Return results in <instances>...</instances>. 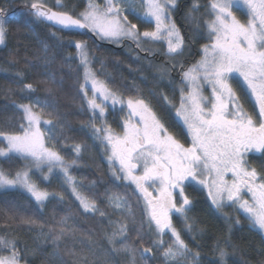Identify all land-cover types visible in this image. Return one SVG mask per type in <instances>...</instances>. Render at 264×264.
Segmentation results:
<instances>
[{
    "label": "snow or ice",
    "instance_id": "6c2138e0",
    "mask_svg": "<svg viewBox=\"0 0 264 264\" xmlns=\"http://www.w3.org/2000/svg\"><path fill=\"white\" fill-rule=\"evenodd\" d=\"M177 6L178 0H139V7L135 0H104L102 4L89 0L84 11L73 14L64 10L61 0H55L52 7L46 0H31L25 5L36 21L54 29L51 35L58 40V32L89 30L100 38L115 42L131 40L150 55L152 49L142 48L143 44H166L164 55L172 62L159 69L161 82L172 70L179 69L178 106L166 95L161 99L175 110L176 117L186 127V135L191 140L187 146L169 131L142 95L125 98L98 78L91 67L86 42H68L74 43L78 68L83 69L80 91L82 102L90 113L92 134L106 150L110 148L108 161L114 180L120 182L117 186L131 188L136 197L132 203L126 193L105 194L107 206L120 219L113 220L107 209L97 206L95 198L89 199L78 190V182L69 171L77 164V159L66 161L54 150L59 143L53 132L56 125L52 119H43L45 115L58 116L55 106L34 97L36 88L33 84L17 81L19 91L27 93L23 96L27 103L13 101V107L19 113L17 130L0 131L4 143L0 147V158L5 161L19 158L25 162L24 167L14 173L0 167V189H21L30 195L39 209H43L51 200L63 201L64 195L42 190L32 175L38 170L47 180L58 169L82 213L98 214L102 220H107L111 231L104 235L110 250L124 253L131 264H136L137 252L144 264H148L153 248L163 264H199V251L193 252L182 235L195 229V223L188 215L193 202L186 194V189L194 184L207 190L217 210L234 208L237 213L244 214L250 226L264 232V0H209L199 16L196 13L200 12V5L193 4L185 17L195 25L189 40L196 43L206 39L207 43L201 45V58L188 67L177 59L188 50L185 36L172 18ZM241 9L247 10L243 22L236 15V10ZM130 16L140 24L154 27L141 32ZM8 23L7 11L0 6V44L5 43ZM49 52L50 48L45 44L42 58L46 67L54 59ZM233 74L242 79L244 94L254 99L258 119H254L241 102L242 97L233 87ZM168 82L172 84L170 78ZM40 83L51 92V86L58 81L55 76H49ZM206 86L211 88L209 96L203 94ZM13 92L8 88L6 95ZM110 108L123 114L119 133L107 121ZM41 124L48 127L42 129ZM73 150L79 157L82 147L75 145ZM252 159H261L259 171L252 166ZM117 162L118 167L115 166ZM83 187L79 184V188ZM245 190L251 194L250 200L244 198ZM137 208L140 211L139 227H136ZM174 214L183 218L179 229L173 224ZM72 219L69 214L54 218L45 239L51 240L59 249L62 242L75 235V228L69 223ZM225 220L229 234L234 225L241 223L239 215L233 219L225 214ZM25 222L35 223V220ZM131 232L136 233L137 241L145 235H154L156 239H150L152 247L137 249L129 244ZM169 233L170 240L165 241L163 237ZM65 247L73 264H96L87 255L77 254L74 247L66 244ZM229 247H234L230 235L222 242L216 241L214 252L218 260L213 264H228ZM56 255L57 264H65L58 253ZM22 262L28 264L25 250L18 247L15 239L0 236V264Z\"/></svg>",
    "mask_w": 264,
    "mask_h": 264
},
{
    "label": "trees",
    "instance_id": "16d2710c",
    "mask_svg": "<svg viewBox=\"0 0 264 264\" xmlns=\"http://www.w3.org/2000/svg\"><path fill=\"white\" fill-rule=\"evenodd\" d=\"M28 3L30 0H0V6L6 9L9 19L5 43L0 44V131L17 130L19 113L13 107V101L27 103V100L23 99L27 93L19 91L17 81L33 84L36 88L33 96L47 100L55 106L58 116L45 115L43 119H52L56 125L53 132L59 143L55 145L54 150L60 152L66 161L77 159V164L69 171L78 182V190L89 199L95 198L97 206L107 209L113 220L120 219L113 213L112 208L107 206L105 194L126 193L132 203H135L136 197L131 188L117 186L120 182L115 181L111 175L109 165L105 161L104 146L92 134L89 126L90 113L82 102L80 91L83 69L78 68L79 60L74 43L70 45L68 42H86L91 67L98 78L119 94H123L125 98L142 95L162 118L169 131L187 146L189 142L184 128L175 118L173 109L161 99L162 95H166L169 100L178 103L180 79L176 72L179 69L172 70L161 82L159 69L172 62L164 55V44H157L159 48L150 55L132 41L113 45L99 39L97 42L86 34L76 32H58L57 37L60 38L58 40L51 35L54 29L39 23L27 12L25 5ZM49 3L52 7L55 0H49ZM61 3L65 6L64 10L70 11L71 6L84 7L85 0H61ZM208 3L209 0H179L177 9L173 12L172 18L181 34L185 36V46L188 49L183 56L177 57L184 62L185 67L193 64L200 55L201 45L207 43L206 39L191 43L189 37L195 25L186 20V13L193 4H199L200 12L196 13L199 16ZM129 19L138 24L141 32L152 28V24H140L132 16ZM45 44L50 48L49 56L54 57L47 67L42 58ZM49 76H55L58 81L56 85L51 86V92L40 83ZM169 78L172 80L171 85L168 82ZM233 82L235 88L237 87V94L242 97L241 102L245 109L255 118V107L251 97L242 91L240 80ZM8 88H12L14 92L6 95ZM110 114L108 112V122L117 129L119 113L112 116ZM75 145L82 147L79 157L73 150ZM3 146L0 137V147ZM251 164L259 171L261 159H252ZM24 165L25 162L19 158L10 161L0 158V167L5 171L14 173ZM32 179L42 190L63 194L64 200H51L43 209H39L30 195L23 190L0 189V236L15 239L18 247L25 250L28 264H57V253L65 264H73V258L67 254L65 244L74 247L77 254L87 255L89 260H95L96 264H131L130 258L124 253L110 250L111 246L104 235L106 231H111L106 219L102 220L98 214H83L82 209L78 208L79 202L75 201L68 187L57 178L45 181L34 172ZM79 184H83L84 187L79 188ZM186 194L193 202L192 211L188 215L194 221L195 229L182 235L193 252L199 251V264H213V261L218 260V255L214 252L216 241L222 242L229 235L234 247L227 249L228 264L264 262V233L250 226L241 212L237 213L231 208L228 213L227 216L233 219L237 215L241 219L240 225H234L229 234L225 216L212 205L207 191L193 185L186 189ZM135 212L136 227H139L140 211L137 208ZM65 214L73 216L69 223L74 226L75 235L62 242L61 247L57 249L51 240H46L45 237L53 225L54 218L59 219ZM28 219L35 220V223L25 222ZM182 220V217L173 216V224L178 229L182 227ZM132 227L133 225L129 223V228ZM130 236V246L137 249L152 247L150 239H155V236L145 235L142 240L137 241L135 232H131ZM149 255L151 259L148 264H163L155 248ZM136 264H144L139 252L136 253Z\"/></svg>",
    "mask_w": 264,
    "mask_h": 264
},
{
    "label": "rangeland",
    "instance_id": "374dc122",
    "mask_svg": "<svg viewBox=\"0 0 264 264\" xmlns=\"http://www.w3.org/2000/svg\"><path fill=\"white\" fill-rule=\"evenodd\" d=\"M179 1V0H178ZM30 2H31V0H30ZM46 2H47V4H48V6L49 7H51L50 6V3H49V0H46ZM88 2H89V0H85V5H84V7H81V6H71L70 7V11L69 12H72L73 14H78V13H80V12H82V11H84L85 9H86V7H87V5H88ZM96 2H98V3H103L104 2V0H96ZM135 5L137 6V7H139V0H135ZM204 9L205 8H203V12H204ZM246 9H241V10H236V15H237V17H238V19H240L242 22L246 19ZM152 27H154V25H152ZM152 29V28H151ZM150 29V30H151ZM94 34V33H93ZM95 35V34H94ZM95 37L97 38V39H99L100 41H102V42H105V43H109V44H113V45H119V44H121V43H123L124 41H131V40H128V39H123V40H121L120 42H115V41H112V40H109V39H107V38H100L99 36H97V35H95ZM133 42V41H132ZM134 43V42H133ZM142 48H150V49H152V51H155V49H157V48H159L158 46H157V44H153V43H147V44H143L142 45ZM166 50V44H164V51ZM77 51V50H76ZM201 58V47H200V55H199V57L193 62V63H195L197 60H199ZM177 73H179V70H178V72H176V74ZM234 75V80H240L241 81V84H242V79L241 78H239L238 77V75L237 74H233ZM235 83H236V81H234ZM233 82V83H234ZM89 87H90V85H89ZM233 87L235 88V86L233 85ZM236 90H237V87H236ZM210 93H211V88L210 87H208V86H206L205 87V90H204V92H203V94L205 95V96H209L210 95ZM89 95H91V92H89ZM252 99V102H253V104H254V107H255V102H254V99L253 98H251ZM177 106H178V103H177ZM119 108V106H117V109ZM255 109V113H256V117L254 118V119H258L259 117H258V109L255 107L254 108ZM109 112L111 113L110 114V116H112V115H116V114H118L119 112L118 111H113L111 108L109 109ZM173 113H174V115H175V110L173 109ZM122 115L123 114H121V113H119L118 114V123H120V121H121V118H122ZM108 116V115H107ZM175 118L179 121V123L182 125V127L184 128V130H185V132H186V127L183 125V123H182V121L180 120V118H178V117H176V115H175ZM107 121H108V118H107ZM109 124H110V122H108ZM97 126H99V121H97ZM41 127H42V129H46L47 127H46V125H44V124H41ZM113 129H115V131L117 132V133H119L120 131H121V128L119 127V124H118V128L116 129V128H114L113 127ZM187 139H188V142H189V144H190V142H191V140H190V136H188L187 135ZM104 146V145H103ZM104 151H105V161L108 163V165H109V168H110V172H111V175H112V170H111V167H110V163H109V161H108V155H110V148L109 149H105V147H104ZM116 167H118V162L116 163V165H115ZM34 172L36 173V175H39L43 180H45L44 178H43V175L41 174V172L40 171H38V170H34ZM47 173V169L45 168V174ZM51 178H57L59 181H61V183L62 184H65V178H64V176H63V174L57 169V170H55L52 174H50L49 175V178L47 179V180H45V181H48L49 179H51ZM229 179H231V176L229 175V177H228ZM66 185V184H65ZM195 185V184H194ZM67 187H68V189L71 191V189H70V186H68V185H66ZM195 186H198V187H200V188H202V189H204L202 186H200V185H195ZM133 187H134V185H133ZM151 190V189H150ZM205 191H207L206 189H204ZM244 198L245 199H249L250 200V198H251V194L250 193H247L246 192V190H245V193H244ZM210 199V198H209ZM211 200V199H210ZM215 207V206H214ZM232 209L230 208V207H225L221 212H222V215L223 216H225V214L226 215H228V213L231 211ZM218 211H220V210H218ZM242 213V212H241ZM243 214V213H242ZM244 215V214H243ZM257 229V228H256ZM257 230H259V229H257ZM260 231V230H259ZM260 232H262V231H260ZM262 233H264V232H262ZM154 236V235H153ZM155 239H156V237H155ZM163 239L165 240V241H169L170 240V233L169 234H167V235H165L164 237H163ZM23 264V263H22Z\"/></svg>",
    "mask_w": 264,
    "mask_h": 264
},
{
    "label": "water",
    "instance_id": "95a60500",
    "mask_svg": "<svg viewBox=\"0 0 264 264\" xmlns=\"http://www.w3.org/2000/svg\"><path fill=\"white\" fill-rule=\"evenodd\" d=\"M73 32L86 34V35H88V36L94 38L95 41H97V42L99 41V40L95 37V35H94L91 31H89V30H74Z\"/></svg>",
    "mask_w": 264,
    "mask_h": 264
},
{
    "label": "flooded vegetation",
    "instance_id": "af4514ba",
    "mask_svg": "<svg viewBox=\"0 0 264 264\" xmlns=\"http://www.w3.org/2000/svg\"><path fill=\"white\" fill-rule=\"evenodd\" d=\"M177 74H178V76H179V79H180V75H179V73H177ZM173 216H176V215L174 214Z\"/></svg>",
    "mask_w": 264,
    "mask_h": 264
}]
</instances>
